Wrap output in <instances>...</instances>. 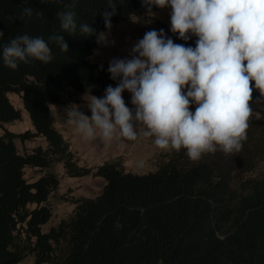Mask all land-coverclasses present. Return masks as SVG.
I'll list each match as a JSON object with an SVG mask.
<instances>
[{"label": "trees", "instance_id": "16d2710c", "mask_svg": "<svg viewBox=\"0 0 264 264\" xmlns=\"http://www.w3.org/2000/svg\"><path fill=\"white\" fill-rule=\"evenodd\" d=\"M116 14L111 25L136 16L141 35L164 30L165 38L196 47L198 37H179L165 24L147 17L143 0H112ZM109 0H0V264H264V110L251 115L239 151L204 153L192 160L184 148L173 149L157 169L147 174L126 171L120 159L81 167L70 144L55 127L51 108L74 105L90 91L98 98L115 88L108 68L92 62L99 50L97 34L107 30L104 12ZM165 7H170L165 6ZM163 7V8H165ZM32 8V18L19 17ZM159 6H152L151 12ZM171 8V7H170ZM73 10L75 35L63 32L57 13ZM36 12H42L38 18ZM12 17V19H9ZM89 24L93 35L80 33ZM43 37L60 34L68 45L62 52L50 43L53 60H31L16 70L3 64L2 48L18 35ZM252 100L264 108V98L252 83ZM20 98L32 129L13 133L5 126L21 121L22 113L9 100ZM125 90L122 98L128 107ZM198 105L190 102V109ZM43 139L21 153L16 141ZM61 164L69 178L103 181L95 197H76L71 216L51 227L49 199L59 188L53 166ZM43 174L34 182L25 169Z\"/></svg>", "mask_w": 264, "mask_h": 264}, {"label": "clouds", "instance_id": "9594fccd", "mask_svg": "<svg viewBox=\"0 0 264 264\" xmlns=\"http://www.w3.org/2000/svg\"><path fill=\"white\" fill-rule=\"evenodd\" d=\"M143 4L150 15L153 5H170L172 32L184 40L188 33L195 34L196 47L175 44L165 38L163 29L145 33L133 46L131 59L110 61L108 72L119 81L117 86L109 85L103 98L87 92L84 99L91 116L70 105L65 109L67 123L83 138L94 140L99 135L103 142L112 141L117 133L134 141L142 130L157 147L184 148L192 160L216 152L217 146L226 154L239 151L252 113L253 82L264 98V0H143ZM108 8L111 11H105L103 18L110 30L116 14L112 0ZM42 15L36 12L38 18ZM57 15L63 32L75 35V12ZM32 16L33 9L25 8L19 19ZM79 30L83 35L95 33L87 23ZM3 35L0 30V38ZM97 38L98 43L106 42L105 33ZM50 43L68 51L60 34L47 41L18 35L3 46V64L12 70L33 59L48 64L53 60ZM125 90L132 94L134 115L122 98ZM190 102L198 105L194 113Z\"/></svg>", "mask_w": 264, "mask_h": 264}, {"label": "rangeland", "instance_id": "374dc122", "mask_svg": "<svg viewBox=\"0 0 264 264\" xmlns=\"http://www.w3.org/2000/svg\"><path fill=\"white\" fill-rule=\"evenodd\" d=\"M151 13L147 17L162 22L171 30L172 9L170 7ZM142 19L144 18L132 16L118 24H112L110 30L107 29L101 32L106 34V42H100L99 50L90 60L108 68L110 61L113 59H131L133 46L140 39H143L140 32ZM184 91L185 93L187 92V87ZM8 97L13 106L21 111L22 119L21 121L7 124L5 127L13 133H23L31 130V124L27 114L22 109L20 98L12 94ZM84 97L85 94L78 95V102L74 105H77L79 111L90 117L91 110L88 108L87 100ZM127 98L128 108L133 111L134 115L135 109L131 103L132 95H128ZM69 106L52 107L51 110L55 118V127L70 144V149L75 154L81 167L94 168L105 161L120 159L126 171L143 175L155 171L173 150V148L161 149L157 147L154 144V138L143 136L142 130H138L137 139L134 141L119 136V133L110 142H103L99 135L94 140L85 139L77 133L74 125L68 124L66 121L65 109ZM250 108L252 109L251 115L255 116H259L264 110L260 104L252 99ZM190 111L195 112L194 109H190ZM133 123L134 127H138L135 121ZM16 144L21 153L30 152L36 146H46L44 140L40 138L24 143L16 141ZM53 171L59 177V188L49 199L52 217L48 223L42 226L43 232H48L51 227L58 225L62 220H67L71 216L74 208L71 199L76 197H95L103 186V181L99 178L89 176L86 179L67 177L61 164L54 165ZM24 173L28 182H34L43 174L39 169L31 168H26ZM262 173H264V164L255 171L253 176ZM20 264H33V258L28 257Z\"/></svg>", "mask_w": 264, "mask_h": 264}, {"label": "crops", "instance_id": "0c3cea01", "mask_svg": "<svg viewBox=\"0 0 264 264\" xmlns=\"http://www.w3.org/2000/svg\"><path fill=\"white\" fill-rule=\"evenodd\" d=\"M89 155V154H88ZM90 156V155H89ZM86 178H88V177H83V178H79V179H86Z\"/></svg>", "mask_w": 264, "mask_h": 264}]
</instances>
